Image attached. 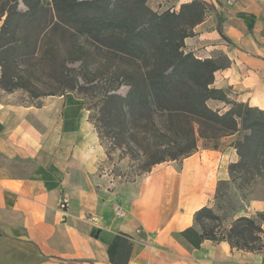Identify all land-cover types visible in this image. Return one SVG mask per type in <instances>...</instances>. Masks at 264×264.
I'll return each mask as SVG.
<instances>
[{
    "label": "crops",
    "instance_id": "0c3cea01",
    "mask_svg": "<svg viewBox=\"0 0 264 264\" xmlns=\"http://www.w3.org/2000/svg\"><path fill=\"white\" fill-rule=\"evenodd\" d=\"M193 1L148 5L178 12ZM202 1L214 9L186 39V50L201 59L225 55L230 65L215 73L214 87L264 111V0ZM208 105L228 109L221 101ZM230 139L148 174L152 185L115 186L102 174L107 155L82 98L53 96L40 108L0 101V157L30 165L19 176L0 167V264H113L109 248L118 235L132 243L127 264H264V248L248 252L207 240L190 249L177 237L194 226L218 182L229 179V165L239 159ZM258 212L264 199L252 200L242 216Z\"/></svg>",
    "mask_w": 264,
    "mask_h": 264
},
{
    "label": "trees",
    "instance_id": "16d2710c",
    "mask_svg": "<svg viewBox=\"0 0 264 264\" xmlns=\"http://www.w3.org/2000/svg\"><path fill=\"white\" fill-rule=\"evenodd\" d=\"M44 1L23 0L27 11L21 12L19 0H0V91L22 90L32 99L56 95L42 94L38 86L23 82L18 62L38 46L39 36L31 31L59 28L93 39L99 49L124 63L106 65L101 74L111 88L84 98L92 103L88 110L96 111L90 120L107 157L120 151L136 165L140 177L157 165L193 156L200 142L218 150L223 138L244 133L233 144L239 160L229 165V179L218 182L215 208L198 210L194 226L177 237L190 249H200L209 240L242 251L262 250L264 213L235 218L241 208L228 191L243 192L264 183V111L234 102L227 90L214 87L215 73L230 65L225 55L201 60L185 45L214 7L194 0L177 12L154 11L148 0H51L57 20L48 21L42 17L47 12ZM121 86L128 87L125 96L117 93ZM95 87H79L73 78L64 90L89 93ZM209 100L221 101L229 109L215 110ZM131 250L129 239L118 235L109 248L111 263L127 264Z\"/></svg>",
    "mask_w": 264,
    "mask_h": 264
},
{
    "label": "rangeland",
    "instance_id": "374dc122",
    "mask_svg": "<svg viewBox=\"0 0 264 264\" xmlns=\"http://www.w3.org/2000/svg\"><path fill=\"white\" fill-rule=\"evenodd\" d=\"M44 5L47 8V12L42 16L43 19H47L48 21L54 19V21H56L57 19L55 18V12H53L52 1L45 0ZM19 10L21 12L27 11L23 0H19ZM210 12H212V10ZM31 32L39 36L36 51H31L30 49L18 62V64H20V68L24 71V84L27 86L30 85L32 87L38 86L42 94H56L55 96H62V94L66 95L67 93L64 90V86L65 84L72 81L73 78H77L79 87H95L97 85V87L89 91V93H82L81 89L79 88L73 91L75 95L84 100L85 108L87 110L90 105H92L90 101H87V103L85 101L86 98L88 99V96L90 97L91 94L94 96L99 95L103 91L110 89L112 86L106 80L105 76L101 74L104 70V67L109 64H124L119 60L113 59L112 55L107 53L106 50L99 49L97 44L91 38L71 35L59 28L54 30L35 29ZM221 55L222 54H218L215 58H218ZM198 56L201 57V55ZM220 63L224 64L222 61H220ZM63 65L66 67L64 71L62 69ZM86 82H89V84ZM117 93L125 96L128 93V87L121 86ZM29 96L30 95L27 92L22 90H18L11 94L0 91V101L26 106H39L40 104L44 105L47 98L53 97L47 96L41 97L39 99H32ZM211 108L220 110L222 113L229 109V107L227 110L216 108L213 105H211ZM88 112L89 117L96 113L95 110H88ZM243 135L244 133L232 135V139H230L233 140L232 146L235 142L241 139ZM223 139L220 141L219 149H222L227 144L223 141ZM207 145L212 147L214 144L211 143ZM200 149L206 150V143L200 142V148L198 151H200ZM175 163L180 165L181 162L164 163L168 165L157 167V169H153L152 172L157 173L158 170L162 168L164 169L167 166H174ZM7 165L8 163L0 157V167ZM8 166H10V175L15 176L23 175L30 168V165L17 161L10 163ZM135 168L136 165L133 164L129 158H123L121 152L116 151L113 152L111 159L106 157L101 171L102 174L107 176L108 180H110L115 186H128L135 182L138 184L140 182L147 181L148 183V174L137 177ZM149 184L152 185L153 183L149 182ZM228 193L234 200L235 205L238 208H241V211L235 216V218H237L242 216L244 212L248 210V206L252 200L264 199V183L259 182L258 184L248 188L243 192H239L232 188L228 191ZM243 195L246 196L245 199L243 198ZM214 198L215 195L207 206L215 208ZM232 220V218L228 219V221L225 223V226H228Z\"/></svg>",
    "mask_w": 264,
    "mask_h": 264
},
{
    "label": "built area",
    "instance_id": "2783aa9c",
    "mask_svg": "<svg viewBox=\"0 0 264 264\" xmlns=\"http://www.w3.org/2000/svg\"><path fill=\"white\" fill-rule=\"evenodd\" d=\"M218 2L225 3L228 6H232L234 4V1L233 0H218ZM116 210H117L119 216L122 217V216L125 215V212L123 211L122 208L117 207Z\"/></svg>",
    "mask_w": 264,
    "mask_h": 264
}]
</instances>
